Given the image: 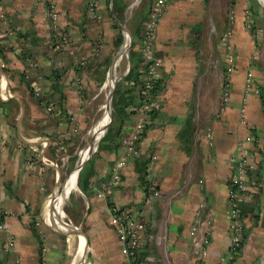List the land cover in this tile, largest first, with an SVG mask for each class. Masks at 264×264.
<instances>
[{"label": "crops", "instance_id": "1", "mask_svg": "<svg viewBox=\"0 0 264 264\" xmlns=\"http://www.w3.org/2000/svg\"><path fill=\"white\" fill-rule=\"evenodd\" d=\"M55 1L65 41L50 27L44 0H0V208L4 211L0 264H73L76 257L67 260L65 244L71 238L80 244V234L86 235L88 249L77 264H194L189 232L196 224L200 237L209 220L212 230L203 264H264V111L260 96L264 75L250 67L253 41L246 28L253 6L261 16L259 6L252 0H232L224 24L225 0H167L153 39L154 54L161 58L156 74L163 87L156 95V111L146 116L148 126L138 141L140 155L128 157L120 167V183L106 199L98 195V188L109 178L122 145L97 147L70 189L67 225L62 219L64 195H52L63 183L51 192L56 221L42 220L46 209L43 190L56 182L62 161L76 157L77 143L93 119L92 112L98 111L89 104L99 95L97 85L107 78L101 61L112 53L118 34L123 43L125 31L129 46L135 40L139 48L152 0H94L98 17L90 15L87 0ZM220 28L222 34L228 33L234 49L231 87L225 99L219 65L225 71L227 49ZM99 38L103 43L94 53ZM80 62L83 66L78 67ZM129 67L130 58L116 79L126 75ZM248 70L252 84L245 94ZM53 83L65 96L63 114L47 111L31 93V89L52 93ZM242 106L245 124L239 121ZM140 116L137 112L126 119L123 138ZM248 135L252 137L249 141ZM242 148L249 154V196L240 218L242 247L232 255L227 190L230 160ZM144 175L155 179L160 191L149 205L144 202ZM55 199L62 201L56 207ZM107 201L131 208L147 222L146 240L133 258L121 253L115 230L108 223ZM200 204L202 224L196 223L195 216ZM72 227L82 233L62 232ZM8 236L14 240L9 249L5 247Z\"/></svg>", "mask_w": 264, "mask_h": 264}, {"label": "built area", "instance_id": "2", "mask_svg": "<svg viewBox=\"0 0 264 264\" xmlns=\"http://www.w3.org/2000/svg\"><path fill=\"white\" fill-rule=\"evenodd\" d=\"M49 17L50 27L55 34L59 37L60 41H65V35L59 27L60 11L57 7L55 0H44ZM167 0H152L146 16L145 30L142 37L141 49L145 59L148 61L147 76L145 78V84L141 90L142 94L148 97L145 102L138 107V112L141 113L140 119L133 125L128 136L122 139V152L118 159L110 170L109 178L100 183L98 188V195L108 199L111 196L114 188L120 183V167H122L127 158L130 156L138 157L140 150L138 147V141L142 138L146 131V123H148L147 115L154 107L158 106L156 99H150L148 94L150 87L157 77L156 69L161 63V58L154 54L153 39L156 32V26L159 19L164 12ZM87 8L90 15L98 17L96 8V2L94 0H87ZM251 19H247L246 25L250 26ZM102 39L99 38L93 46V52L97 53L102 46ZM222 44L227 49V65L222 77V90L224 99L227 97L231 87V73L233 70V56L234 49L229 40L227 32L222 34ZM252 84V71L248 70L245 80V94L248 93ZM256 92L259 90L256 89ZM39 94V91H36ZM245 98V97H244ZM49 104L45 106L47 111L56 110V106L53 102L49 101ZM239 121L242 124L247 122L246 109L244 106L240 108ZM207 137L212 140V135L207 132ZM252 137L248 135L246 140H251ZM249 163V154L246 148H242L234 155L230 160V166L232 168V174L229 178V185L227 190V198L229 201V216H230V254H236L242 247L243 241V224L241 222V216L243 214V203L248 199L246 191V173ZM30 164H34L33 161ZM148 187L144 193V202L150 204L154 199L160 195L159 188L155 179L149 178ZM108 203V223L114 228L117 239L120 243L121 253L128 257L133 258L136 250L145 242L147 237V222L146 220L134 213V211L127 207L121 206L117 203L107 201ZM203 204H200L196 209V223H204L201 220ZM4 217V211L0 208V220ZM206 232L200 237L196 236V224L191 228L190 234L193 235V259L194 264H203V258L207 251L208 237L211 234L212 224L209 221L206 222ZM4 227V223L0 221V228ZM12 236H8L5 242V247L9 249L13 245ZM130 264V262H128ZM231 264V263H229Z\"/></svg>", "mask_w": 264, "mask_h": 264}, {"label": "rangeland", "instance_id": "3", "mask_svg": "<svg viewBox=\"0 0 264 264\" xmlns=\"http://www.w3.org/2000/svg\"><path fill=\"white\" fill-rule=\"evenodd\" d=\"M225 2H226L224 4L225 9L222 10V13H221V15H224V20H222L224 24L227 22L228 16L231 13L230 4H228L227 0H225ZM252 4L253 5L257 4V6H259V11H260L261 16L256 12V9L254 10V8H256V6H253L252 7L253 9L251 10V13H250V18H251V20H253L252 25L251 24H250V26L246 25V28L248 29V31L251 35V39L253 41V56L254 57L252 58L253 62H252V64H250V67L252 69L255 68V70H257L258 72L260 71L261 74L264 75V4L262 2H260L259 0H252ZM222 31H223V29L220 28V33H219L220 36L222 34ZM127 41L129 42V35L125 31V36L123 37V43H121L122 45L121 44L117 45L115 43L116 45L115 44L113 45V48L111 50L112 53L110 54V56L107 57L106 59L102 60L101 64H100L102 67L100 69H103V75L107 77L108 76L107 73H109V70L111 68L113 61L120 55L119 61L114 68V76H115L114 82L116 80L117 74L119 76L120 74H123L126 70V65H127L128 60H129V50L131 47V45H130L128 48ZM124 42H126L125 46H124ZM127 49H128V51H127ZM118 52H119V54H118ZM219 71H220V76L222 77V75L224 73V67H222V63H220V65H219ZM98 75H100V72L98 73ZM121 76L123 77V75H121ZM121 78H119L117 80L116 84L118 83V81ZM103 82L101 81V83H99V85H97V86H100L99 95H98L97 99L94 102H92L91 104H89L91 106L92 110H94L95 107L97 106L98 111L95 110L94 112H92V114H93V119L91 121L92 123L91 122L89 123L88 128L85 129L86 131L84 130L85 132L83 133L81 139L77 138V139H79V141L77 143L78 147L75 150V155H76L75 160L71 161V162L68 161L67 159L62 161L61 168L58 169V172H57L59 174L58 175L59 178L57 177V173H56L55 174L56 182L54 181L52 183L47 184L46 185L47 190H46V188H45V190H43V197L45 198L44 199L45 206H46V201L51 196V192L53 191V189L57 185L65 182L64 180H65L67 174L72 169L77 167V164L80 163L79 161L81 160V156L84 154V152L87 150L89 145L92 142H94L95 138L97 137L98 133L96 131V125H97V122L100 119V117H102V114L104 112V107H105V104L107 103V100L109 97V91H110L109 87L101 86V84H103ZM115 88H116V86H115ZM105 124H106V122L103 125V129L105 127ZM110 124H112V121ZM110 124L108 125V127L110 126ZM105 131L96 140L95 147L92 149L91 153L97 149L98 143H99L101 137L104 135ZM54 163L55 162L52 161L51 164L53 165ZM58 166H59V164H58ZM77 175H78V173H77ZM77 175L74 177L75 182L77 180ZM69 192L64 196L63 202L61 200H56V199L53 201V203L55 202V207L59 203L62 202V208H63L64 213H65L64 216L62 217V219L67 225H69V223L67 221V213L65 211V209H66L65 206H66V201H67V197L69 195ZM42 220L46 221L45 218ZM80 243H81V236H80ZM78 245L79 244H77V240H75L74 238H71V240H68V242L65 244V248L67 249L66 251H67V255H68V257H67L68 261H70L73 258H75L76 256H78Z\"/></svg>", "mask_w": 264, "mask_h": 264}, {"label": "trees", "instance_id": "4", "mask_svg": "<svg viewBox=\"0 0 264 264\" xmlns=\"http://www.w3.org/2000/svg\"><path fill=\"white\" fill-rule=\"evenodd\" d=\"M230 7L232 6V0H227ZM229 18V17H228ZM253 20H251L252 25ZM54 32V31H53ZM55 34V32H54ZM56 35V34H55ZM59 38V37H58ZM116 44H120L121 42V35L118 34L116 37ZM142 43V40H141ZM136 41L132 42V45L129 50V58H130V67L126 75H124L116 84V88L114 90L112 96V124L107 128L104 135L101 137L98 148H110L114 149L117 148L122 143V139L124 137L126 130V119H128L131 115L138 112V107H140L146 99L147 96L142 94L141 90L144 86L145 78L147 76V69H148V61L145 59L141 45L139 48L135 47ZM127 45L129 46V42L127 41ZM21 57H23V53H21ZM78 67L83 66L80 63L76 64ZM54 84V85H53ZM52 88L53 91L46 92H39L36 94V90L31 89L32 95L36 98L38 103L42 105L44 108L48 102L51 101L55 104L56 110L59 114H63L64 107V94L61 91V88L57 85V83H53ZM163 87L162 81L159 77H156L152 86L150 87V92L148 94L150 99H157V93ZM260 96L262 99V107L264 111V88L260 91ZM157 107H154L151 111H149L148 116L151 115L156 111ZM55 113V112H53ZM109 122V111L107 114L106 123ZM148 123H146V128ZM75 159V156L71 158V161ZM145 176V175H144ZM143 176V182L145 189L147 190L148 187V179L146 176ZM33 225V224H32ZM34 226V225H33ZM33 228V232H35V228ZM36 233V232H35ZM41 261V259H40ZM136 263V261H134ZM133 263V261H131Z\"/></svg>", "mask_w": 264, "mask_h": 264}, {"label": "bare ground", "instance_id": "5", "mask_svg": "<svg viewBox=\"0 0 264 264\" xmlns=\"http://www.w3.org/2000/svg\"><path fill=\"white\" fill-rule=\"evenodd\" d=\"M260 2H262L264 4V0H259ZM126 45V42H124V46ZM120 58V55L113 61L111 68L109 70L108 76L106 81L103 83L104 87H109V89H111L112 85L114 84V68L116 66V64L118 63ZM108 101V100H107ZM106 102V101H105ZM104 106V105H103ZM107 114H108V105L107 103L105 104L104 107V112L102 114V117H100V119L97 122L96 125V131H97V137L95 138L94 142H92L89 147L87 148V150L84 152V154L81 156V161H86L89 153L92 151V149L95 147V142L98 139V137L103 133V125L107 120ZM107 125V123L105 124V126ZM77 175V167H75L74 169H72L66 176L65 178V182L63 183V185L61 187H58L54 194V195H66L71 188L75 187L76 182L74 180V177ZM45 219L48 222H52V221H56V215L54 214V212L51 210V196L47 199L46 201V209H45ZM81 243L79 244L78 247V256H76V261L73 264H77V261H79L82 257H83V251H84V247H85V240H84V236L81 234Z\"/></svg>", "mask_w": 264, "mask_h": 264}, {"label": "water", "instance_id": "6", "mask_svg": "<svg viewBox=\"0 0 264 264\" xmlns=\"http://www.w3.org/2000/svg\"><path fill=\"white\" fill-rule=\"evenodd\" d=\"M116 82H117V79L115 80L114 84L112 85V87H111V89L109 91V97H108V101H107L108 111H109V122H108L109 124L112 121V96H113V93H114V89H115V86H116ZM109 124H107L104 127L103 132L108 128V125ZM90 155H91V152L89 153L87 159L90 157ZM83 163H84V161H81L79 164H77V171H79V169L81 168V166L83 165ZM62 232H66L67 234L80 233V232L82 233V231L80 229L76 228V227H72V228L68 229L67 231L62 230ZM84 236H85V239L86 240H85V248H84V251L82 253L83 255L86 254V251L88 249L87 238H86V235L85 234H84ZM82 260H83V258L80 261H82Z\"/></svg>", "mask_w": 264, "mask_h": 264}]
</instances>
